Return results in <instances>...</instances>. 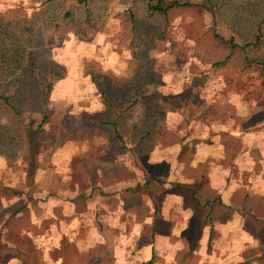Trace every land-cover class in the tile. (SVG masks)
Segmentation results:
<instances>
[{
	"label": "rangeland",
	"instance_id": "374dc122",
	"mask_svg": "<svg viewBox=\"0 0 264 264\" xmlns=\"http://www.w3.org/2000/svg\"><path fill=\"white\" fill-rule=\"evenodd\" d=\"M157 1L0 0V94L11 103L0 99V192L4 191L0 205L18 196V191L21 205L33 199L29 186L34 187V178L40 180L38 188L42 190L50 158L71 139L79 149V161L72 167L74 183L82 194L68 199L93 210L91 216L86 212L80 236L88 238L101 224L99 232L104 237H100L106 240V247L116 234L104 221L106 216L144 205L145 197L154 211L155 198L158 204L167 192H179L181 182L168 181L170 166L163 163L157 166L160 178L156 176V181L146 182L125 198L108 195L102 190L114 176L137 182L141 173L139 168L131 165L129 169L130 165L118 161L115 166L106 165L98 177L100 166L94 159L99 156L113 157L116 151H123L124 144H130L135 156L150 161L149 153L156 145L181 142L183 175L196 178L200 182L197 192L205 196L208 163L189 165L192 143L217 140L232 148L224 165L238 174L235 158L240 157L241 149L233 140L240 136V127L258 124L264 131V0H180L187 5L173 7L167 14L149 9ZM163 1L167 4L171 0ZM64 58L73 61L75 68L82 66L92 81L93 75L101 73L117 86L130 82L142 85L145 97L156 102L150 106L158 117L154 133L141 142L132 138L133 124L146 112L142 103L121 121L122 142L114 128L103 125V130L99 129L100 124L93 123L87 114L98 115L86 111L98 93L87 95L90 101L82 95L78 100L63 101L60 91L54 97L56 82L66 71ZM218 62L222 63L215 65ZM72 87L75 96L77 88ZM131 94L136 96L130 90ZM106 115L111 118V113ZM219 128L225 129L219 133ZM254 204L261 208L258 201ZM5 215L0 213V220ZM29 219L28 212L22 213L21 225L3 234L6 240L17 243L22 256L38 247L31 237L19 234ZM92 219L94 224L89 227ZM40 221L43 223L36 233L46 230L45 220ZM261 233L263 249L264 228ZM100 247H90L87 254L98 255ZM70 249L74 250L68 246L66 252ZM0 250L12 249L0 245ZM105 253L102 247L101 254ZM101 264H108L107 257Z\"/></svg>",
	"mask_w": 264,
	"mask_h": 264
},
{
	"label": "crops",
	"instance_id": "0c3cea01",
	"mask_svg": "<svg viewBox=\"0 0 264 264\" xmlns=\"http://www.w3.org/2000/svg\"><path fill=\"white\" fill-rule=\"evenodd\" d=\"M99 57L101 56L97 58ZM70 59L73 60V56ZM62 61L67 67L56 82L54 97L60 91L61 100L73 101L78 100L80 95L86 98L89 94L95 96L98 93L100 98L96 95L86 111H92L93 114L107 112L106 103L103 102L94 80L86 75L83 67L75 68L74 62H68L65 58ZM104 68L110 67L104 64ZM72 86L77 88L75 96ZM87 99L91 100L89 96ZM103 128L100 125L99 129ZM258 128V124H244L240 127V136L238 134L233 140L240 143L241 149L240 157L235 158L237 175L224 165V159L230 155L228 150L232 149L230 146L217 140L192 143L189 165L197 167L202 162L208 163L207 173L204 175L208 193L205 196L198 194L200 182L196 178L183 175L184 167L182 168L179 159L181 142L167 146L156 145L149 153L150 161L135 156L130 144H124L123 151L118 154L116 151L113 157L99 156L94 159L100 166L96 170L98 177H102L101 173L106 165L112 167L118 161L123 162L124 166L130 165L127 166L129 169L134 166L140 170L137 182L130 177L117 179L114 176L108 187L102 190L108 195L115 193L114 196L125 198L146 182L156 181V176L159 177L157 166L163 163L170 166L168 181L181 182L178 185L181 187L179 192H167L164 199L159 200L160 206L159 203L156 204L155 198L154 211L145 197L144 205H132L106 216L108 220L104 221L108 227L116 229L114 240L107 243L108 247L106 240L100 237L103 236L99 232L101 224L89 233L88 238L80 236L86 226V212L91 216L93 210L91 207L86 210L85 207H79L77 201L73 203L69 200L72 197L77 199L82 193L78 184L74 183L75 171L72 167L79 161L76 156L79 149L74 147L75 141L68 140L60 147L59 153L55 152L60 156L54 153L50 158L43 189L38 188L40 180L36 177L34 187L29 186V196L33 199L21 205L18 191V196L13 195L16 197L0 205V213L6 214L5 219L0 220V245L12 249L7 252L0 250V264H101L105 257L108 264H264L261 233L264 228V131ZM219 129L221 133V129L225 128ZM4 163L3 159L2 164ZM8 179L13 181L14 178ZM18 184L16 181V185ZM12 187L15 188V183ZM3 192H0V196L4 195ZM38 196L46 200H38ZM257 201L261 203V208L255 206ZM92 208L95 209V205ZM24 212L30 214V219L20 228L19 234L31 237L38 247L36 250L28 249L22 256L23 252L17 249V243L6 240L3 234L7 229L21 225L19 219ZM138 213L144 216L138 217ZM129 215L131 217L125 221ZM40 219L45 220L47 231L44 233H36L43 223ZM92 224L93 219L89 227ZM144 233H150L151 239L148 240L149 234ZM96 245H101L98 255L89 256L87 253L90 247ZM68 246L74 248L70 249L72 253L70 250L66 252ZM102 247L107 253L101 254ZM54 251L56 255H53ZM86 254L88 256L85 258Z\"/></svg>",
	"mask_w": 264,
	"mask_h": 264
},
{
	"label": "trees",
	"instance_id": "16d2710c",
	"mask_svg": "<svg viewBox=\"0 0 264 264\" xmlns=\"http://www.w3.org/2000/svg\"><path fill=\"white\" fill-rule=\"evenodd\" d=\"M187 5L182 4L180 0H171L169 3L164 4L163 0H158L156 4H150L149 9L153 12H159L161 14H167L168 10L180 6ZM259 41V40H258ZM257 44V42L255 43ZM222 62H218L215 65H220ZM94 83L96 84L99 93L104 99L107 106V112L103 114L94 115L88 114L93 123L100 125H109L114 128V134L116 138L124 142V136L121 131V121H125L132 108L139 103H142L146 112L141 118H139L132 127V138H135L138 142L143 141L147 136H151L154 133V128L157 126L158 117L152 112L151 105H155L156 102L149 101V97H145L146 90L139 84H133V82L125 83L121 86L114 85L108 76L104 74L93 75ZM138 86V87H136ZM131 92L135 93V97L128 95ZM144 92H146L144 94ZM0 99L5 101L8 105H11L9 98L3 97L0 94ZM107 113H111V118H106ZM113 115V116H112ZM99 116V118H97ZM96 118V119H95ZM136 135V136H135Z\"/></svg>",
	"mask_w": 264,
	"mask_h": 264
}]
</instances>
